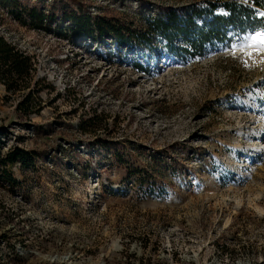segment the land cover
<instances>
[{
  "label": "rangeland",
  "instance_id": "1",
  "mask_svg": "<svg viewBox=\"0 0 264 264\" xmlns=\"http://www.w3.org/2000/svg\"><path fill=\"white\" fill-rule=\"evenodd\" d=\"M204 1L40 0L60 12L39 30L0 6V35L42 79L32 98L0 85V154L56 142L9 167L16 183L0 174V264H264V51L248 39L264 29L183 60L76 36L60 9L140 26ZM95 134L118 155L89 148Z\"/></svg>",
  "mask_w": 264,
  "mask_h": 264
},
{
  "label": "trees",
  "instance_id": "2",
  "mask_svg": "<svg viewBox=\"0 0 264 264\" xmlns=\"http://www.w3.org/2000/svg\"><path fill=\"white\" fill-rule=\"evenodd\" d=\"M0 6L8 9L22 26L34 30L51 26L60 12L59 8L46 12L40 0L35 3L27 0H0ZM258 8L264 10L263 0H249V4L241 0H208L183 8H165L158 16H146L140 26L127 24L119 17L108 14L93 17L82 8L79 11L72 6L69 10L60 9L64 19L72 24L69 29L76 36L85 35L97 42L111 38L120 48L135 49L144 56L154 54L156 47H162L164 54L184 60L203 57L211 47L231 44L242 34L264 29V15L259 14ZM133 66L141 72L147 71L140 62H134ZM33 70V58L0 35V84L5 85L10 93L29 89L25 97H36L41 92L38 83L42 79H35ZM33 80L34 88L31 85ZM22 106L23 102L19 106L20 110ZM99 119L100 115L95 113L90 121L83 120L81 130L85 134L96 133L98 126L103 124ZM60 123L62 127L59 130H42L46 139H50V136L53 138L55 134L65 137L68 127H73L64 121ZM93 138L86 137L84 140L89 148L98 147L99 150L118 155L119 150L115 147L117 141L96 134ZM55 147L56 142L49 149ZM49 151L13 147L6 154H0V174L3 179L14 184L16 182L9 171L10 166H30L36 158L44 157Z\"/></svg>",
  "mask_w": 264,
  "mask_h": 264
},
{
  "label": "snow or ice",
  "instance_id": "3",
  "mask_svg": "<svg viewBox=\"0 0 264 264\" xmlns=\"http://www.w3.org/2000/svg\"><path fill=\"white\" fill-rule=\"evenodd\" d=\"M248 39L253 42H259L260 50L264 51V30L251 35ZM261 63H264V60H262Z\"/></svg>",
  "mask_w": 264,
  "mask_h": 264
},
{
  "label": "crops",
  "instance_id": "4",
  "mask_svg": "<svg viewBox=\"0 0 264 264\" xmlns=\"http://www.w3.org/2000/svg\"><path fill=\"white\" fill-rule=\"evenodd\" d=\"M1 85V84H0ZM2 86H4V89H5V85H2Z\"/></svg>",
  "mask_w": 264,
  "mask_h": 264
}]
</instances>
